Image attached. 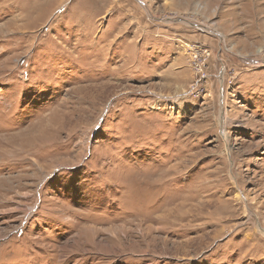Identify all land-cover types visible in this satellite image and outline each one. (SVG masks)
<instances>
[{
    "label": "rangeland",
    "instance_id": "1",
    "mask_svg": "<svg viewBox=\"0 0 264 264\" xmlns=\"http://www.w3.org/2000/svg\"><path fill=\"white\" fill-rule=\"evenodd\" d=\"M0 264H264V0H0Z\"/></svg>",
    "mask_w": 264,
    "mask_h": 264
},
{
    "label": "bare ground",
    "instance_id": "2",
    "mask_svg": "<svg viewBox=\"0 0 264 264\" xmlns=\"http://www.w3.org/2000/svg\"><path fill=\"white\" fill-rule=\"evenodd\" d=\"M220 123V122H219ZM223 124V122L221 121V125Z\"/></svg>",
    "mask_w": 264,
    "mask_h": 264
}]
</instances>
